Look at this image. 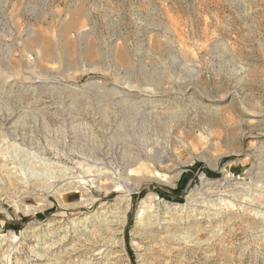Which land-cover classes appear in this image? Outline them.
I'll use <instances>...</instances> for the list:
<instances>
[{"label":"rangeland","instance_id":"rangeland-1","mask_svg":"<svg viewBox=\"0 0 264 264\" xmlns=\"http://www.w3.org/2000/svg\"><path fill=\"white\" fill-rule=\"evenodd\" d=\"M0 164V264H264V0H0Z\"/></svg>","mask_w":264,"mask_h":264},{"label":"bare ground","instance_id":"bare-ground-1","mask_svg":"<svg viewBox=\"0 0 264 264\" xmlns=\"http://www.w3.org/2000/svg\"><path fill=\"white\" fill-rule=\"evenodd\" d=\"M39 82H41V80L39 79ZM12 84V83H11ZM21 85V84H20ZM16 86V85H15ZM19 86V85H18ZM142 102H148V104H150V108H157L156 106L158 104H154L155 101H153L152 99L151 100H143ZM158 103V102H157ZM140 104V103H139ZM161 105V104H160ZM159 106V105H158ZM202 106V105H201ZM139 107V106H138ZM154 110H157V109H154ZM18 112V111H17ZM20 113V112H19ZM13 115V114H12ZM15 115V114H14ZM11 116V115H10ZM195 117H198V113L196 112V115ZM11 120H13L15 118V116H11L10 117ZM9 119V118H8ZM7 122V120H6ZM12 123V121H11ZM16 124V123H15ZM5 126V125H4ZM11 126V125H9ZM205 126V125H204ZM5 128V127H4ZM12 128V127H10ZM14 129V128H13ZM210 129V128H209ZM6 130V129H4ZM200 130V129H199ZM212 130V129H211ZM12 131V129H11ZM212 132V131H211ZM114 134V133H113ZM6 136L5 141L3 140L4 144H9L10 141L16 139V135L13 133V132H10L9 134H4ZM204 135V134H203ZM208 135V134H207ZM210 137V136H209ZM205 138V137H204ZM202 138V139H204ZM3 144V145H4ZM12 145V144H11ZM10 145V146H11ZM117 146H120V149L122 148L123 144L122 143H118ZM126 146V145H125ZM124 147V146H123ZM146 158V157H145ZM144 158V159H145ZM164 156H161V155H157V156H154V157H151L149 159H146V160H143V159H140V160H143V161H140L137 162L139 163L140 165V168L141 169L142 167H149L152 165V163L154 161H161L163 160ZM129 162V161H128ZM158 163V162H157ZM128 166H131L132 164L128 163L127 164ZM134 165V164H133ZM142 166V167H141ZM176 167V166H175ZM5 167L2 166V164H0V195L1 194H7L10 190V188L13 190L12 191H18V193L22 192L25 187L28 188V186H35L36 187V183H32L31 185L27 183V181L25 179H23L22 177H20L19 175H16L15 172H12V171H9V170H6L4 169ZM174 168V167H173ZM138 169V168H137ZM174 169H178V168H174ZM132 171H136L134 169H131ZM107 171V170H106ZM141 171V170H140ZM131 172V171H130ZM103 173V172H102ZM149 173V172H148ZM153 173V172H152ZM262 173V172H261ZM133 174V173H132ZM137 175V173H136ZM145 175V174H144ZM256 175L257 178H261L260 176V173L257 172V173H254V176ZM181 177V176H180ZM142 178L144 179L145 183L148 184V183H151V182H156L159 183V182H165L167 181L164 177H162L161 175L159 174H155L153 175V177H150V178H147V175L146 177L145 176H142ZM138 179V178H137ZM142 179V180H143ZM201 181H202V184L204 185H209V186H213L215 184H217L215 181H212L210 179H208L204 174L201 175ZM226 181V180H225ZM27 183V184H26ZM98 183L100 184L99 186L102 188L103 191L106 192H110V189L108 186V184L105 186L103 183V181H100L98 180ZM109 183V182H108ZM125 186H131V183H127V182H124ZM9 185V186H8ZM8 186V187H7ZM132 187V186H131ZM22 188V189H21ZM24 188V189H23ZM130 188V187H129ZM6 190V191H5ZM26 190V189H25ZM28 191V190H27ZM207 192V191H206ZM214 192V191H212ZM212 192H209V194H206L208 196L206 197H209L210 194ZM17 193V192H16ZM130 194V193H129ZM205 194V193H204ZM196 195V194H195ZM217 195V194H216ZM213 197V195H211ZM150 197V196H149ZM147 198V197H146ZM190 200H192V202H190L189 204L193 205V206H196V207H200V208H203V207H212V206H209V205H203V203H208V201H200V198H196V197H192V198H189ZM93 201V200H92ZM196 202L195 204L193 202ZM200 202V203H199ZM140 206H139V211H138V218H140V220H138V223H137V226H140V225H153V220L151 218V215L146 218H144V213H145V208L146 207V199H143L141 202H140ZM166 204V203H165ZM71 205V204H70ZM80 206V204H74L73 207L75 206ZM123 205V206H122ZM68 205L64 204V207H67ZM131 207V202H130V197L129 195L127 194L125 197L123 198H118L115 203L112 204L111 207H108V208H103V210L101 211H97L95 212V214H91V215H87V216H84L83 218L81 217H74V218H71V222H70V225H72L74 229L76 228H79V227H82V226H85V224L87 223H90V222H93L94 219H96V216L98 217H101L103 218L102 220L105 221V226H106V229L108 230V232L111 234V235H116L115 234V231L117 232L116 229H110L111 227H124L126 225V221H127V214L129 212V209ZM181 207V206H180ZM180 207L176 206V205H172L169 207H166L167 209H172V210H175V209H179ZM195 208V207H193ZM198 209V208H197ZM196 210V209H194ZM200 210V209H199ZM171 211V210H170ZM204 211V210H203ZM199 212H202V211H199ZM167 214V213H166ZM108 215V216H107ZM103 216V217H102ZM144 218L143 221H141V219ZM166 218H170L169 216H164L163 217V220L166 219ZM110 220V221H109ZM155 220V219H154ZM159 220H161L159 218ZM160 222V221H159ZM160 224V223H159ZM162 224L165 226H167V224H169V222L167 221H164L162 222ZM66 224L64 225L63 224V221L62 220H58V221H54V222H46V223H43L40 227H36L34 228L31 232H32V236L34 238L38 237L39 235L37 234V231H48L50 232L51 230L54 231V229H56L57 231H63L65 232L66 231ZM157 227V226H156ZM138 228V227H137ZM11 234H13V232H11ZM37 234V235H36ZM40 234V233H39ZM92 235V234H91ZM65 236V235H64ZM42 240V239H41ZM81 240V239H80ZM40 241V240H39ZM111 241V240H110ZM115 241V240H114ZM99 253V252H98ZM45 259V258H44Z\"/></svg>","mask_w":264,"mask_h":264},{"label":"trees","instance_id":"trees-1","mask_svg":"<svg viewBox=\"0 0 264 264\" xmlns=\"http://www.w3.org/2000/svg\"><path fill=\"white\" fill-rule=\"evenodd\" d=\"M208 173H210V172H208ZM183 177H184V175H182ZM181 176V178H180V183L182 182V180H183V177ZM181 189V187L179 186L178 188H176V189H174V193H176V191H179ZM159 194L162 196V197H165V198H172V196L171 195H169V194H166V193H164V192H162V191H159ZM177 197V196H176ZM178 198V197H177ZM179 199V198H178Z\"/></svg>","mask_w":264,"mask_h":264}]
</instances>
